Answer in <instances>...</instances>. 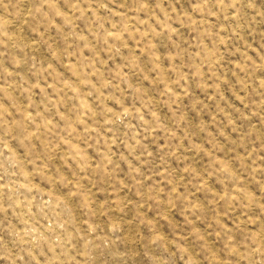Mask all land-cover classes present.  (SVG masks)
<instances>
[{
  "label": "rangeland",
  "instance_id": "1",
  "mask_svg": "<svg viewBox=\"0 0 264 264\" xmlns=\"http://www.w3.org/2000/svg\"><path fill=\"white\" fill-rule=\"evenodd\" d=\"M0 264H264V0H0Z\"/></svg>",
  "mask_w": 264,
  "mask_h": 264
}]
</instances>
